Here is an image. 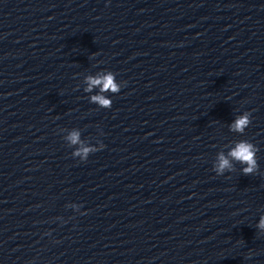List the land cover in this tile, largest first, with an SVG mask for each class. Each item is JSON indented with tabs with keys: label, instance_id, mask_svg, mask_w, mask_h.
<instances>
[{
	"label": "clouds",
	"instance_id": "9594fccd",
	"mask_svg": "<svg viewBox=\"0 0 264 264\" xmlns=\"http://www.w3.org/2000/svg\"><path fill=\"white\" fill-rule=\"evenodd\" d=\"M87 83L88 88L86 89V91H91L94 86H100L102 92L108 90H111L112 92H118L120 90L119 85L115 82L112 73L97 77L89 76L87 77ZM92 100L105 107H109L111 105V101H109L102 95L93 96ZM250 116L251 114L249 112H246L238 117L230 126L231 130L242 133L245 128L248 127L251 123ZM69 139L73 144H75L79 141V134L77 132H73ZM256 150L257 149L252 143L241 141L237 143L235 148H233L229 152V156L243 164H246L247 167L243 169V172L245 175H250L257 169V161L255 159ZM89 151H91V149L84 147L80 151H78L76 155H80L81 153H83L84 156H87ZM225 169H231V164L228 158H226L223 154H220L217 171L219 173H222ZM258 227L264 230V217H261Z\"/></svg>",
	"mask_w": 264,
	"mask_h": 264
}]
</instances>
